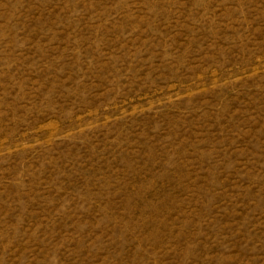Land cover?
Returning a JSON list of instances; mask_svg holds the SVG:
<instances>
[{
  "label": "rangeland",
  "instance_id": "374dc122",
  "mask_svg": "<svg viewBox=\"0 0 264 264\" xmlns=\"http://www.w3.org/2000/svg\"><path fill=\"white\" fill-rule=\"evenodd\" d=\"M0 264H264V0H0Z\"/></svg>",
  "mask_w": 264,
  "mask_h": 264
}]
</instances>
